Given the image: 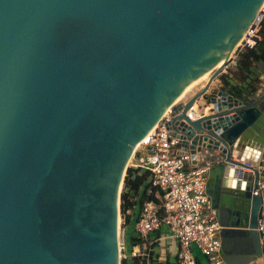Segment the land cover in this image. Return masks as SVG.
Segmentation results:
<instances>
[{"label":"water","instance_id":"1","mask_svg":"<svg viewBox=\"0 0 264 264\" xmlns=\"http://www.w3.org/2000/svg\"><path fill=\"white\" fill-rule=\"evenodd\" d=\"M262 2L0 0V264H120L127 162L209 69L166 128L191 164L255 180L243 169L255 157L237 147L264 114V89L242 102L210 86ZM259 216L249 187L217 217L225 264H264Z\"/></svg>","mask_w":264,"mask_h":264},{"label":"built area","instance_id":"2","mask_svg":"<svg viewBox=\"0 0 264 264\" xmlns=\"http://www.w3.org/2000/svg\"><path fill=\"white\" fill-rule=\"evenodd\" d=\"M263 17L264 0L239 39L227 61L228 64H235L234 60L241 49L254 46L258 40L257 32ZM188 97L186 96L184 100ZM168 119L169 114L166 111L135 145L129 158L127 167L139 168L147 173L145 184L147 192L153 194V199L143 201L134 210L131 237L138 240L132 244L129 251L124 240L123 222L120 220L117 240L119 261L125 260L129 263L134 257L139 258L137 264L149 261L151 234L160 227H165L177 244L176 264H197L194 249L199 251L209 264H225L219 253L220 225L208 207V196L205 191L207 172L211 163H190L189 154L181 151L176 138L169 134L166 128ZM139 151L145 153L138 154ZM243 169L255 176V180L251 177L250 194L260 198V216L256 221L255 230L259 243L263 244L264 154L257 158L255 165L246 163Z\"/></svg>","mask_w":264,"mask_h":264},{"label":"crops","instance_id":"3","mask_svg":"<svg viewBox=\"0 0 264 264\" xmlns=\"http://www.w3.org/2000/svg\"><path fill=\"white\" fill-rule=\"evenodd\" d=\"M234 61L236 62V59ZM234 65L232 63L228 64L227 62L222 67L216 78L212 81L210 88L220 87V77H223L233 85H238L239 81L234 79L231 73L234 70ZM251 67L258 73L259 76H264V72L259 70L257 67ZM259 81L260 82L258 83L257 89L254 91V93L249 96L247 101L242 102H248L254 99L255 97H257V93H261V91H263L264 83L260 79ZM204 83L205 82L197 85L198 87L195 91L200 89V87H202ZM195 91L191 92L189 95H191ZM197 104L202 105V99L198 100ZM256 138L264 140V114L261 116L260 120L257 121L256 130L253 131V135L245 136L243 140L239 142V146L237 147V152L242 153L243 156H245L249 161L254 160V152H252L253 150L256 151L257 149H259L258 157L261 154H264V144L259 148L257 140H255ZM236 141H238V139ZM257 158L255 157V160H257ZM212 165L213 166L209 167L208 169L205 182L206 188H208L209 193H212L213 196L212 201L208 197V207L215 214L216 218L218 216L226 218L229 217L231 215V212L234 210L237 198H241V196H244L247 188L250 187L251 177L243 176L240 178H234L233 176L228 175L226 165L222 163ZM244 180L246 181V183H244ZM132 226L133 225L130 219L126 225L122 226L127 251H129L133 246L130 243V237L133 234ZM151 239L152 241L150 242V259L144 264H176L174 250L177 249V244L176 241L170 237L167 229L165 227H160L157 231H154L151 234ZM197 264H199L198 261Z\"/></svg>","mask_w":264,"mask_h":264},{"label":"trees","instance_id":"4","mask_svg":"<svg viewBox=\"0 0 264 264\" xmlns=\"http://www.w3.org/2000/svg\"><path fill=\"white\" fill-rule=\"evenodd\" d=\"M258 40L252 48L241 49L237 53L234 70L231 72L234 79L239 81L233 85L223 77H220L222 89L228 94L242 101H247L257 89L259 81L258 73L251 67L255 66L264 72V17L258 28ZM147 173L139 168L127 167L123 176L122 186L119 193V215L123 224L129 222L131 213L139 207L143 201L152 200L153 194L147 192L145 184ZM137 238L130 237V243L135 244ZM139 258H132L129 263L121 260L120 264H137ZM141 264H144L143 261Z\"/></svg>","mask_w":264,"mask_h":264},{"label":"bare ground","instance_id":"5","mask_svg":"<svg viewBox=\"0 0 264 264\" xmlns=\"http://www.w3.org/2000/svg\"><path fill=\"white\" fill-rule=\"evenodd\" d=\"M238 42L239 41H236L235 43H234V45L232 46V48H231V50H230V52L229 53H223L221 56H220V58H219V60L214 64V66L211 68V69H213V68H217V67H219L222 63H223V61H224V59H225V57L226 56H228V55H230L232 52H233V50L235 49V47L238 45ZM209 72H210V69L193 85V86H191V87H189V88H187L186 89V94H179L175 99H174V101L172 102V104L171 105H169L167 108H166V110H165V112L166 111H168L173 105H175L176 103H178L179 101H181V100H183V98L185 97V95L187 96L188 94H189V91H191L190 89H192L194 86H196V85H199L200 83L202 84L203 82H205L206 81V79H207V77H208V74H209ZM205 80V81H204ZM208 110H209V108L208 107H205L204 108V111L205 112H208ZM254 157H258V154H256V153H254ZM129 161V160H128ZM127 164H128V162H127ZM121 186H122V183L120 184ZM121 186L118 188V193H120V190H121ZM117 225H118V228H119V225H120V218L118 217L117 218ZM118 232H119V230H118Z\"/></svg>","mask_w":264,"mask_h":264},{"label":"rangeland","instance_id":"6","mask_svg":"<svg viewBox=\"0 0 264 264\" xmlns=\"http://www.w3.org/2000/svg\"><path fill=\"white\" fill-rule=\"evenodd\" d=\"M197 85L196 86H194L192 89H190L191 91H189V94L191 93V92H193V91H195L196 89H197ZM187 95V97L189 96H191V95ZM193 94V93H192ZM185 97H186V95H185ZM184 97V98H185ZM184 98H183V100H184ZM145 153V151H139L138 152V154H144ZM128 165V164H127ZM119 218H120V220H121V217H120V215H119ZM174 252L176 253V249L174 250ZM174 253V254H175ZM193 253H194V256H195V258L197 259V261L199 262V264H209L208 262H207V260L203 257V255L201 254V253H199V251H197L196 249H194L193 250ZM172 260H173V258H172Z\"/></svg>","mask_w":264,"mask_h":264}]
</instances>
